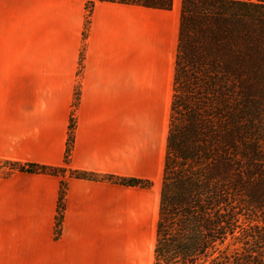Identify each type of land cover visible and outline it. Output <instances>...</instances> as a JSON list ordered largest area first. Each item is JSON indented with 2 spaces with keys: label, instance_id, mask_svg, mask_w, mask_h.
<instances>
[{
  "label": "crops",
  "instance_id": "1",
  "mask_svg": "<svg viewBox=\"0 0 264 264\" xmlns=\"http://www.w3.org/2000/svg\"><path fill=\"white\" fill-rule=\"evenodd\" d=\"M181 9L0 0V264H114L115 229L132 242L139 228L155 234Z\"/></svg>",
  "mask_w": 264,
  "mask_h": 264
},
{
  "label": "trees",
  "instance_id": "2",
  "mask_svg": "<svg viewBox=\"0 0 264 264\" xmlns=\"http://www.w3.org/2000/svg\"><path fill=\"white\" fill-rule=\"evenodd\" d=\"M172 8L173 0H86ZM90 11H88L90 13ZM73 135L68 138L66 163ZM64 175L66 168L10 164ZM70 176L148 188L135 178ZM65 183L58 204L61 229ZM153 264H264V0H182Z\"/></svg>",
  "mask_w": 264,
  "mask_h": 264
},
{
  "label": "rangeland",
  "instance_id": "3",
  "mask_svg": "<svg viewBox=\"0 0 264 264\" xmlns=\"http://www.w3.org/2000/svg\"><path fill=\"white\" fill-rule=\"evenodd\" d=\"M88 11H90L89 8ZM126 230L130 231V228H120V232H117V229L114 230V264H117L118 256L120 264H153L154 232L152 233L150 228H139L137 230V241L132 242L126 238ZM133 254L136 255L135 263L132 259Z\"/></svg>",
  "mask_w": 264,
  "mask_h": 264
},
{
  "label": "built area",
  "instance_id": "4",
  "mask_svg": "<svg viewBox=\"0 0 264 264\" xmlns=\"http://www.w3.org/2000/svg\"><path fill=\"white\" fill-rule=\"evenodd\" d=\"M73 126H74V123H73V120H72V122H71V128H73Z\"/></svg>",
  "mask_w": 264,
  "mask_h": 264
}]
</instances>
